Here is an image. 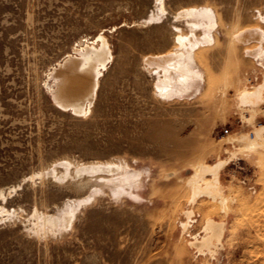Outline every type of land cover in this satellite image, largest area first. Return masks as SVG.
<instances>
[{
	"label": "rangeland",
	"instance_id": "1",
	"mask_svg": "<svg viewBox=\"0 0 264 264\" xmlns=\"http://www.w3.org/2000/svg\"><path fill=\"white\" fill-rule=\"evenodd\" d=\"M203 7L215 15L210 43L184 14ZM161 9L159 0H0V264H264V145L247 150L242 137L259 129L264 143V92L238 104L239 91L264 84V38L238 39L264 35V0ZM100 34L113 58L92 110L64 111L54 66ZM180 36L203 38L193 53L200 79L169 97L146 60L186 51ZM222 160L221 197L196 195L197 168ZM96 164L115 169L81 171ZM210 219L224 233L200 249Z\"/></svg>",
	"mask_w": 264,
	"mask_h": 264
},
{
	"label": "bare ground",
	"instance_id": "2",
	"mask_svg": "<svg viewBox=\"0 0 264 264\" xmlns=\"http://www.w3.org/2000/svg\"><path fill=\"white\" fill-rule=\"evenodd\" d=\"M159 3L160 7L162 8L161 10L165 11V0H159ZM184 14L190 16L192 19H196V21L193 22L194 27H202L205 29L204 37L206 42L210 43L213 41L211 31L215 27L216 21L214 12L211 8H195L185 11ZM262 35L263 34H260V32H250L248 34H240L238 39L244 41L248 38H258L260 40L264 38V35ZM179 40H181V44L179 43L180 47L182 50L183 48H186V51L184 50L181 53H173L169 56H154L146 60L148 65L154 66L159 71H162L163 75L162 79L160 80L159 90L161 94L169 97L173 95H182L183 93L189 91L190 88L194 87V83L200 79L199 73L194 68L195 58L193 53L196 51L195 48H197L201 40L191 43L189 38H185L184 36H180ZM84 42H87V44L78 45V47L75 46V49L73 48V53L66 54L59 62H57L56 65L60 66L59 69L54 66L56 71L53 75L56 82L51 86L56 105L62 106L64 111H68V108L63 106L62 103H60V101L57 99L56 94L58 90L73 89L74 93L71 94L76 96L83 91L85 92L88 87H91L89 96L84 98L83 101L77 103L70 110L75 114L89 115L92 110V105L94 104L97 97L100 86V77L112 60L113 55L111 53L109 43L103 34L97 36L92 40L91 43H89L88 39H86ZM97 42L101 43L99 48L94 46V44ZM253 53L255 55L259 53L262 54L260 50H255ZM261 64L264 65V62H261ZM55 85L57 86V89L53 88ZM263 92L264 84L258 86L256 93H249L247 90H241L238 92V97L240 99L238 104L241 105V103H247V101L250 100L254 101V99H260L263 96ZM262 133L263 132L261 130L257 129L247 136H242L245 149L252 151L262 147L264 145ZM224 164H227V161L222 160L213 166L204 165L197 168L195 175L192 177V184L194 186L196 195H199L200 191L204 190L214 199L221 197L223 190L219 187V184L221 183L220 169L224 166ZM106 165L107 166L96 164L85 167L81 171L96 173L102 170L111 172L115 169V166L112 169L110 164ZM207 174L211 175V178H207ZM133 176H137V174H126L125 178H130ZM229 200V197L222 200L225 211L229 209ZM63 218L66 222L65 226H68L67 224L70 221L69 215ZM205 231L206 237H204L202 241H199L200 249L212 248L215 244V241L217 243L221 242L224 233V227L222 224L210 219L207 221Z\"/></svg>",
	"mask_w": 264,
	"mask_h": 264
},
{
	"label": "water",
	"instance_id": "3",
	"mask_svg": "<svg viewBox=\"0 0 264 264\" xmlns=\"http://www.w3.org/2000/svg\"><path fill=\"white\" fill-rule=\"evenodd\" d=\"M90 88L91 87H88L85 90V92L83 91L79 95H76V96L71 94V93H74L73 89H71V90L62 89V90H58L56 96H57V99L60 101V103H62V105L67 107L68 111H70L73 106H75L77 103L83 101L84 98L89 96ZM53 100H54V98H53ZM58 107L63 110L62 106H58Z\"/></svg>",
	"mask_w": 264,
	"mask_h": 264
},
{
	"label": "crops",
	"instance_id": "4",
	"mask_svg": "<svg viewBox=\"0 0 264 264\" xmlns=\"http://www.w3.org/2000/svg\"><path fill=\"white\" fill-rule=\"evenodd\" d=\"M222 178H223V174H222V172H220V181H221V183H222Z\"/></svg>",
	"mask_w": 264,
	"mask_h": 264
},
{
	"label": "built area",
	"instance_id": "5",
	"mask_svg": "<svg viewBox=\"0 0 264 264\" xmlns=\"http://www.w3.org/2000/svg\"><path fill=\"white\" fill-rule=\"evenodd\" d=\"M261 127V126H260ZM229 131H226V133H228Z\"/></svg>",
	"mask_w": 264,
	"mask_h": 264
}]
</instances>
